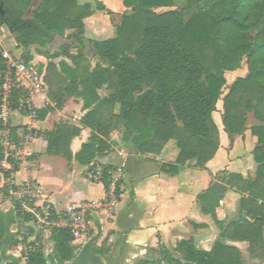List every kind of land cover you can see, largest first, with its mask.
<instances>
[{"label": "trees", "instance_id": "trees-1", "mask_svg": "<svg viewBox=\"0 0 264 264\" xmlns=\"http://www.w3.org/2000/svg\"><path fill=\"white\" fill-rule=\"evenodd\" d=\"M35 1L0 0V24L8 28L16 43L27 52L26 63L30 61L31 46L50 43L54 36H62L69 29L75 30V37L82 35V20L90 14V6H79L78 0H38L34 4ZM121 1L130 12L121 16L115 38L93 43L96 56L107 64L105 69L97 65L89 71L78 54L73 58L76 67L68 78L76 74L79 82L71 79L67 84L52 64L47 66L44 80L49 96L81 87L77 96L83 100V108L90 110L80 123L91 131L87 142L72 157L69 143L79 136L80 129L57 125L47 139L48 152L87 165L103 153L111 152L109 135L122 130L121 140L136 152L171 163L162 167L163 172L175 174L179 166L191 160L203 168L218 148L219 136L212 113L223 94L224 74L238 69L245 57L248 74L233 82L222 98L221 119L229 137L243 133L247 113L251 112L260 123L251 128L258 144L254 149L259 164L256 178L243 181L236 177L242 184L238 188L244 194L240 209L246 218L232 225L248 233L251 247L256 245L264 226V41L249 31L256 0H183L180 5L178 0ZM96 9L103 10V7L96 3ZM159 9L167 10L156 12ZM259 17L264 18V6ZM4 68L0 56V72ZM104 85L111 93L100 100L96 91ZM17 94L13 95L15 102ZM116 105L119 110L115 114ZM2 157L0 147V160ZM11 164L14 170L16 165L12 160ZM101 168L102 184L107 191L110 184L107 172L112 168ZM9 173L4 172V176L8 178ZM224 190L215 184L199 201L213 214ZM114 193L117 195V187ZM14 206L18 211V204ZM28 220L24 217V221ZM4 234L0 221V251ZM51 239L59 262L73 259L66 246L72 239L69 230L54 228ZM220 249L216 243L212 252L203 253L195 250L191 242L183 241L176 247L184 254L183 263L173 260L165 250L161 251V261L165 264H236L237 259L221 256ZM25 257L27 264H46L39 251H28ZM136 264L156 263L139 261Z\"/></svg>", "mask_w": 264, "mask_h": 264}, {"label": "crops", "instance_id": "crops-1", "mask_svg": "<svg viewBox=\"0 0 264 264\" xmlns=\"http://www.w3.org/2000/svg\"><path fill=\"white\" fill-rule=\"evenodd\" d=\"M96 3L101 4L103 10H97ZM78 5L90 6V14L82 20V35L75 37V30H65L62 36H54L52 42L28 49L30 61L26 65L34 75L32 81L40 86L28 88L30 82L28 89L14 91L18 93L17 101L22 99L28 108L18 107L17 101L12 100L14 93L5 106L0 88V110L7 109V119L0 120V147L2 155L8 153L16 165L13 170L11 164L8 178L0 172V221L5 230L1 264H27L25 254L28 251H39L46 264H136L139 261L165 264L161 261L164 250L173 260L183 263L184 254L176 250L183 241L191 242L195 250L203 253L212 252L218 243L220 255L237 259L236 264H264V226L252 247L248 233L232 226L246 218V213L240 209L244 194L238 188L242 184L236 177L243 181L256 178L259 164L254 149L258 144L251 128L260 123L251 112L247 113L243 133L229 137L221 119L222 98L233 82L246 76L237 77L228 85L227 92L219 100L221 113L219 101L216 104L212 120L218 131V148L203 168L196 166V160H191L185 166H179L175 174L163 172L162 167L171 164L168 160L139 154L121 140L118 131L109 135L112 151L103 153L87 165L48 152L47 139L57 125L80 129L79 136L69 143L72 157L87 142L91 131L80 123L90 110L83 108V100L77 96L81 87L78 85L75 91H58L49 96V87L44 80L47 66L52 64L67 84L71 79L79 82L76 74L68 78L76 67L73 58L78 54L89 66V71L97 65L105 69L107 64L96 56L93 43L115 38L121 16L130 12L121 0H78ZM2 52L15 58L27 56L14 35L0 24V54ZM237 73L238 69L225 72L228 75ZM96 93L103 100L111 92L104 85ZM118 108L116 105L115 114ZM96 166L112 168L107 191L101 181L88 178ZM25 183L39 191L37 209L52 211L50 223H46L45 228L30 215H17L10 195L14 188ZM215 184L225 190L217 205L214 199L211 200V207L215 205L211 214L199 197ZM116 187L117 195L113 193ZM78 205H94L95 208L88 209L87 232L66 244L73 259L61 263L51 239L53 225L61 215L68 214ZM24 217L29 220L24 221ZM252 222L248 220L249 224Z\"/></svg>", "mask_w": 264, "mask_h": 264}, {"label": "built area", "instance_id": "built-area-1", "mask_svg": "<svg viewBox=\"0 0 264 264\" xmlns=\"http://www.w3.org/2000/svg\"><path fill=\"white\" fill-rule=\"evenodd\" d=\"M0 56L5 64L4 70L0 72V82L1 90L4 95V104L7 106L9 104L10 96L14 93V91H20L23 88H27V84L30 82H32V84L28 88L38 89L40 84L34 83V80L32 81L33 74L30 73L28 66L19 58H15L7 52H2ZM16 104L19 108H28L27 104H25L22 99L18 100ZM6 119L7 109L5 107V109L3 108L0 110V120L4 122ZM6 143L8 144V141H6ZM10 170L11 156L8 153H5L0 160V172L4 173ZM102 172V168L96 166L90 171L88 178L92 181H101L104 178ZM107 174L111 175V172L108 171ZM12 194L18 197V212L21 215H30L41 224L50 223L48 208L41 210L42 214L45 216L44 218L40 215L41 213L39 214L37 209V198L40 194L36 187L30 185L29 183H25L18 187ZM93 207L95 208L94 205H78L72 207L67 214L68 219L60 224L55 223L53 226L67 229L70 231L72 238H77L80 236L81 232L82 234L87 232V213L88 209Z\"/></svg>", "mask_w": 264, "mask_h": 264}, {"label": "rangeland", "instance_id": "rangeland-1", "mask_svg": "<svg viewBox=\"0 0 264 264\" xmlns=\"http://www.w3.org/2000/svg\"><path fill=\"white\" fill-rule=\"evenodd\" d=\"M177 2L180 5L181 3H183V0H178ZM263 6H264L263 5V0H256V2H255V11H254L253 17H251V22H249V25H250L249 31H250V33L253 36H256L257 38H259L260 40H262V42L264 41V33L260 32V31H263L264 30V18L259 17V16H260V14H261V12L263 10ZM166 10L167 9H159L156 12L163 13ZM117 21H119V20H116V22ZM114 22H115V20H114ZM19 59L21 61H23L25 64H27L24 61V57L23 56H21ZM247 74H248L247 60H246L245 57H242L241 62L239 64L238 73L237 74H232V75L225 74L226 88L223 89V94H222L221 97H223L225 95V93L227 92V87H228V85H230V83H232L237 77H240V76H243L244 77ZM221 105H222V103H221V101H219V106H218L219 113H221ZM118 133L121 136L122 135V130H118ZM93 169H94V167L91 170H93ZM108 180H109V178L107 179V181ZM103 181H104V178L101 180V182H103ZM16 189L17 188H14V192L16 191ZM10 196L13 199V203H17V201H18L17 198L18 197L15 196L14 194H11ZM38 211H39V214L41 213L40 215L44 218L45 216H44V214H42L41 210H38ZM48 214H49V216H52V211L48 210ZM67 219H68L67 214L64 213L63 215H61V219L60 220L59 219L56 220V223L57 224H60V223H62L64 221H66ZM42 225H43L42 227H44V228L46 227L45 224H42ZM54 228H57V227L54 226L53 229ZM80 232H81V230H80ZM81 234H82V232H81Z\"/></svg>", "mask_w": 264, "mask_h": 264}, {"label": "water", "instance_id": "water-1", "mask_svg": "<svg viewBox=\"0 0 264 264\" xmlns=\"http://www.w3.org/2000/svg\"><path fill=\"white\" fill-rule=\"evenodd\" d=\"M0 10H1V6H0Z\"/></svg>", "mask_w": 264, "mask_h": 264}]
</instances>
